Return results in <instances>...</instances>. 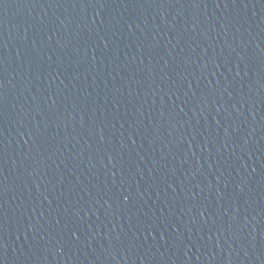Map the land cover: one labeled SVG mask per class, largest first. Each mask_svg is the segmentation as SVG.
I'll return each mask as SVG.
<instances>
[{"label": "water", "instance_id": "obj_1", "mask_svg": "<svg viewBox=\"0 0 264 264\" xmlns=\"http://www.w3.org/2000/svg\"><path fill=\"white\" fill-rule=\"evenodd\" d=\"M0 264H264V0H0Z\"/></svg>", "mask_w": 264, "mask_h": 264}]
</instances>
